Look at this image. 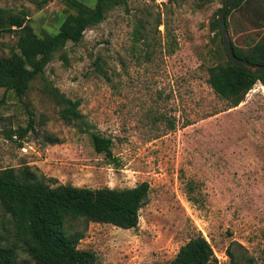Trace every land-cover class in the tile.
<instances>
[{
    "label": "rangeland",
    "instance_id": "374dc122",
    "mask_svg": "<svg viewBox=\"0 0 264 264\" xmlns=\"http://www.w3.org/2000/svg\"><path fill=\"white\" fill-rule=\"evenodd\" d=\"M35 1L0 0V7L26 11L36 35L53 34L63 0L39 10ZM247 1L264 8V0ZM221 6L222 0H128L125 10L107 12L77 44L56 53L22 97L0 88V169L28 166L51 178L49 185L87 189L147 183L136 228L71 223L81 234L77 249L91 252L93 264H166L196 235L218 264H228L231 241L264 264V86L255 83L226 110L208 88L206 68L225 60L220 35L209 26ZM242 7L225 17L238 48L263 31L243 18ZM15 41L13 34L0 37V56L14 53L11 61L22 68ZM48 85L78 102L86 129L111 141L117 166L93 152L87 133L59 119ZM17 129L27 132L18 138ZM7 220L0 212V244L15 242ZM17 257L31 264L20 248Z\"/></svg>",
    "mask_w": 264,
    "mask_h": 264
},
{
    "label": "trees",
    "instance_id": "16d2710c",
    "mask_svg": "<svg viewBox=\"0 0 264 264\" xmlns=\"http://www.w3.org/2000/svg\"><path fill=\"white\" fill-rule=\"evenodd\" d=\"M47 1H35V9H41ZM127 1L94 0L89 7L79 0H63L66 11L57 30L41 36L36 35L27 23L26 11H10L0 7V37L4 34L16 37L15 54L22 64L21 68L11 61L12 52L9 57L0 56V88L11 91L17 98L22 97L30 83L42 77L46 65L56 53H61L67 43L77 44L83 32L101 23L107 12L120 7L125 10ZM241 6L243 18L255 28H259L260 24L263 31L256 41L245 48L231 43L232 53L249 64L264 65V8L247 0H237L225 12L224 22L226 16ZM160 24V20L156 19L154 28ZM209 26L217 29L220 35L216 19L211 20ZM224 56V61L206 68L205 82L213 94L224 102L226 110L241 103L255 83L264 86V72L251 75L232 66ZM59 58L63 63L66 61L63 53ZM46 90V95L58 107L59 119L87 133L93 152L103 155L109 163L117 166L110 150L111 141L86 129L87 125L77 110L78 102L65 98L51 85ZM172 128L173 125L168 122V129ZM26 132L27 129H17L13 133L21 138ZM50 182L51 178H45L28 166L0 169V212L7 217L15 239V242L0 244V264H21L17 257L18 248L31 264H93L91 252L77 249L81 234L72 230L71 223L81 220L108 224L121 230L134 229L138 211L148 194L145 182L124 189H87L49 185ZM225 256L228 264H256L245 249L234 241L225 248ZM166 264L218 263L210 245L201 235H196L181 245Z\"/></svg>",
    "mask_w": 264,
    "mask_h": 264
},
{
    "label": "water",
    "instance_id": "95a60500",
    "mask_svg": "<svg viewBox=\"0 0 264 264\" xmlns=\"http://www.w3.org/2000/svg\"><path fill=\"white\" fill-rule=\"evenodd\" d=\"M236 1L237 0H225L217 12L216 22L218 31L220 33L221 44L226 58L232 66L251 75H257L264 72V65L249 64L241 59L236 58L232 53L231 42L224 22V14Z\"/></svg>",
    "mask_w": 264,
    "mask_h": 264
}]
</instances>
